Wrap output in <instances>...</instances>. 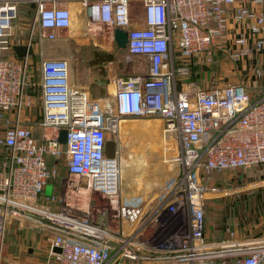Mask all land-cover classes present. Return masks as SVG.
<instances>
[{
	"label": "built area",
	"instance_id": "built-area-1",
	"mask_svg": "<svg viewBox=\"0 0 264 264\" xmlns=\"http://www.w3.org/2000/svg\"><path fill=\"white\" fill-rule=\"evenodd\" d=\"M131 1L83 2L90 25L110 26L113 41L114 28L125 29L126 57L146 64L142 72L113 75L108 93L93 97L70 82L66 60L42 48L43 38L70 27L71 9L0 0V264H24L8 251L9 225L45 236L42 264H264V230L239 237L233 224L210 230L206 220L208 194L222 190L207 175L264 167V0H138L135 12ZM21 3L34 4L24 43L32 45L35 27L39 42L18 57L13 19ZM217 53L240 80H186L193 63ZM154 114L176 137L173 160L181 169L150 212L174 226L160 241L140 238L145 203L121 199L118 150L106 152L119 116ZM72 175L86 177L82 188L106 199L128 225L96 220L89 200L86 207L72 201L79 189Z\"/></svg>",
	"mask_w": 264,
	"mask_h": 264
},
{
	"label": "rangeland",
	"instance_id": "rangeland-1",
	"mask_svg": "<svg viewBox=\"0 0 264 264\" xmlns=\"http://www.w3.org/2000/svg\"><path fill=\"white\" fill-rule=\"evenodd\" d=\"M138 3V0L133 1L131 8L133 12L138 11ZM17 12L19 14L14 18L13 22L18 26H23L19 30L17 29L18 34L23 37L27 31L26 24L33 21V10L29 7V4L23 3L22 5L19 4ZM71 14H73V26L65 28V32L59 34L55 39H45L42 43L46 56L55 57L68 52L69 49L75 47V32L83 34L87 32L89 27L94 26L93 24L90 25L86 18V21L83 22L84 19L81 17L79 7L71 8ZM99 27L101 30H111L110 26L100 24ZM33 36L38 39V34L34 33ZM105 48L108 49V54L103 53L96 59L111 60V64H113V68L118 75H130L142 70L141 59L138 55H132L130 59L126 57V46L116 47L114 40L113 45H106ZM108 55L110 56L108 57ZM37 58L36 56L34 59ZM67 59L69 61L75 60V58ZM92 59H95V57L83 58V63H85L83 65H88V61L90 62ZM254 65H257L255 61H253L252 66ZM100 67L103 70V67ZM240 79L241 74L233 69V65L226 60V56L217 53L209 63H193L186 80L201 86H207L210 84H224ZM109 87L110 89L112 88L111 85ZM90 93L94 96H105L107 87L92 89ZM158 118L160 119L155 114L149 116H119V125L115 131H111L108 134V150L110 153H114L116 149L118 150L121 199L145 203L144 216L146 219L142 224L145 226L143 230L141 229L140 238L144 240L152 238L160 241L172 232L174 226L166 221L165 218L155 217V211L150 212L154 206L161 202V192L164 185L175 176L178 177L181 169L177 161L173 160L174 156L176 157L179 153L175 135L163 129L162 120L159 128L152 126L153 123L157 122ZM127 151L133 152V157L129 158L130 164L125 166L121 163V160ZM61 175L65 174L61 173ZM201 176L203 177V174ZM207 178L222 189L208 194L206 220L210 230L218 228L223 222L233 224L237 231L243 230V233L238 235L239 237L255 235L264 230V167L252 166L246 170L216 172L210 176L207 175ZM71 180L74 183L72 186L75 188V186L83 187L87 178L72 175ZM72 194V201H76L77 196H79L81 198L80 205L83 207L88 205L89 200V208L93 209V216L96 220H104L105 223L113 227L124 222L123 219L118 217V211L110 207L108 201L98 193L94 194L81 189L80 191L72 192ZM68 199L71 200V198ZM149 213L150 215L148 216ZM181 224H184L183 221H181ZM124 225L127 226L128 222L125 221ZM12 228L14 226L11 227L9 225L5 233V242L8 245L9 253L18 255L24 264H35V260L38 264H42L44 251L40 250V248H46L45 236L40 232H32L30 227L27 226L21 230L17 229L14 233Z\"/></svg>",
	"mask_w": 264,
	"mask_h": 264
},
{
	"label": "crops",
	"instance_id": "crops-1",
	"mask_svg": "<svg viewBox=\"0 0 264 264\" xmlns=\"http://www.w3.org/2000/svg\"><path fill=\"white\" fill-rule=\"evenodd\" d=\"M133 1H137V0H132L131 6H133ZM83 2H84V0H45L46 5L67 6L70 9L75 8V7H79L81 17H83V19H84L83 22H84V21H86L85 20L86 13L84 11ZM22 4L23 3H21L20 5H22ZM29 7L33 10V14H34L33 6L29 4ZM18 14L19 13H17V15ZM21 24H23V22H21ZM27 24H26L27 31H26V33H24L25 35L22 37V36H20V34H18L17 31L20 28H22L23 26H21V25L18 26L13 22V31L16 34L15 35L16 38L19 39L20 43L26 42V39L28 36V31H29L28 29H29L30 25L32 24V22H30L28 24V26H27ZM132 25H137V24L132 23ZM99 26L100 25H94L92 27H89L87 32H84V30H83V32H84L83 34L80 32H77V33L75 32V47L72 49H69L68 52L63 53L62 55L55 56V57L62 58L64 60H66L68 74H69L68 78H69L70 82L75 83L79 86H83V87L87 88L90 92L92 89L95 90V89H99L100 87L105 88V86H106L107 87V93H108V90L110 89L109 86L111 85V84H109L110 78L113 75H118V74L116 73V70L113 68V64H111L112 63L111 60H109V59L108 60H100V59H96V58L98 56H101L103 53L108 54V49L105 48V46L106 45H113L114 41L111 39L112 30H110V31H106L104 29L101 30ZM65 30L66 29L59 30L56 37H58L59 34L64 33ZM34 33L36 35L38 34V28H36V27L33 28V35H34ZM21 35H23V33H21ZM35 37L33 36L32 45L34 48L35 47L37 48L39 40L35 39ZM45 39L50 40L47 38H43L42 43L44 42ZM51 40H53V39H51ZM43 51H44V49H43ZM108 56H110V55H108ZM91 57L92 58L95 57V59L90 60V62L88 61V65L84 66L83 64H85V63H83V58H91ZM67 58H75V60L69 61V59H67ZM140 61L142 63V70H140L138 72H142L146 69V64H144V62L142 60H140ZM100 66L103 67V70H101ZM134 73H137V72H134ZM91 95L93 97L102 96V95L94 96L92 93H91ZM16 230L17 229H15V227L12 228L13 233L16 232ZM30 230H32V232H37L33 228H30ZM242 231L243 230H241V231L236 230V234L241 235L243 233ZM45 240L47 242L46 238H45ZM43 249L44 248H42V249L40 248V250H43ZM34 263L35 264L37 263L36 260Z\"/></svg>",
	"mask_w": 264,
	"mask_h": 264
},
{
	"label": "water",
	"instance_id": "water-1",
	"mask_svg": "<svg viewBox=\"0 0 264 264\" xmlns=\"http://www.w3.org/2000/svg\"><path fill=\"white\" fill-rule=\"evenodd\" d=\"M34 6V4H31ZM113 36L115 40L116 47L126 46L127 42V31L123 28H114L113 30ZM13 51L18 57H23L26 54H32L33 53V47L31 44L28 43H14L12 45ZM65 134L66 131L64 129L61 130L59 135V141L65 142ZM53 188V182H48L44 187V193L46 195H50ZM54 249L59 250L58 247H54Z\"/></svg>",
	"mask_w": 264,
	"mask_h": 264
},
{
	"label": "bare ground",
	"instance_id": "bare-ground-1",
	"mask_svg": "<svg viewBox=\"0 0 264 264\" xmlns=\"http://www.w3.org/2000/svg\"><path fill=\"white\" fill-rule=\"evenodd\" d=\"M73 26V14H71V21H70V27H72ZM108 29H110V28H108ZM78 30V29H77ZM160 122H161V119H159L158 118V120H157V122L156 123H153L152 124V126L153 127H156V128H159V126H160ZM172 138V137H171ZM137 149V148H136ZM139 149V148H138ZM135 150V149H134ZM133 152H131V151H127L126 152V155L125 156H123V158H122V160H121V163L123 164V165H129L130 164V157L132 158L133 157V154H132ZM140 154V153H139ZM135 155V154H134ZM139 159V158H138ZM127 165V166H128ZM123 169L125 170V167L123 166ZM123 169H122V172H123ZM85 190V191H87L86 189H84V188H82V187H79V191L80 190ZM73 195V194H72ZM72 195H71V198H72ZM77 199H78V202L80 203L81 202V198L79 197V196H77Z\"/></svg>",
	"mask_w": 264,
	"mask_h": 264
},
{
	"label": "trees",
	"instance_id": "trees-1",
	"mask_svg": "<svg viewBox=\"0 0 264 264\" xmlns=\"http://www.w3.org/2000/svg\"><path fill=\"white\" fill-rule=\"evenodd\" d=\"M108 57H109V56H108ZM108 143H109V142L107 141V144H106V152H107L108 154H112V152L110 153L109 150H108V146H109Z\"/></svg>",
	"mask_w": 264,
	"mask_h": 264
}]
</instances>
